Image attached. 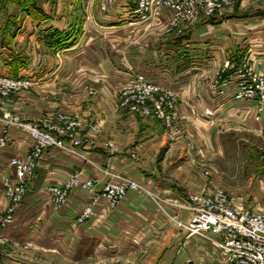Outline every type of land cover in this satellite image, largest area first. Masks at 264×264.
I'll use <instances>...</instances> for the list:
<instances>
[{
	"label": "crops",
	"instance_id": "crops-1",
	"mask_svg": "<svg viewBox=\"0 0 264 264\" xmlns=\"http://www.w3.org/2000/svg\"><path fill=\"white\" fill-rule=\"evenodd\" d=\"M105 1L37 0L47 19L20 17L13 46L0 44V74L11 75L10 61L19 55L25 61L17 75L28 74L33 80L30 90L5 98L8 111L33 123L53 120L59 112L79 113L86 123L97 126L96 131H82L90 143L86 152L92 162L55 146L44 150L26 182L14 222L2 231L9 243L0 246V264H224L209 241L187 236L145 193L129 191L115 208L108 207L100 196L107 178L98 167L107 166L177 203L207 189L211 182L202 171H211L212 176L214 169L205 163L194 165L190 158L165 157L156 162L154 157L163 146L168 153L194 149L213 156L221 152L225 139L264 152V104L258 111L256 101L232 97L233 69L241 60L248 58L264 72V14L254 11L264 10V0H236L221 15L201 17L178 33L158 35L155 30L163 29L169 20L167 11L134 24L137 0H111L101 9ZM77 25L81 33L67 47L51 50L44 45V30L70 32ZM225 61L230 68L224 75L232 84L220 94L211 82ZM132 73L174 93L177 117L172 126L156 117L118 110L114 93ZM9 132L11 143L0 149V210L5 206L2 178H14L8 160L24 156L30 145L18 127ZM135 146H139L137 155L131 157L129 151ZM75 170L82 179L94 178L93 187L73 189L65 205L53 210L47 187ZM260 182L264 184V171ZM93 197L97 198L93 214L76 222ZM166 209L177 217L187 216L175 205Z\"/></svg>",
	"mask_w": 264,
	"mask_h": 264
},
{
	"label": "built area",
	"instance_id": "built-area-1",
	"mask_svg": "<svg viewBox=\"0 0 264 264\" xmlns=\"http://www.w3.org/2000/svg\"><path fill=\"white\" fill-rule=\"evenodd\" d=\"M111 2V0H108ZM234 0H137L133 9L135 17L132 23L151 21L163 10L167 11L172 26L192 22L201 17L220 15ZM101 9L106 8L102 3ZM170 29V28H169ZM168 29V30H169ZM230 68V62L225 61L221 71L216 73L211 87L217 93H224L232 84L229 77L224 75ZM236 80L233 82L235 91L233 99L237 101L253 100L260 111L264 104V72L256 70L248 60L233 70ZM33 84V80L25 75L12 77L0 75V148L12 141L10 128L18 127L24 131L30 145L24 156L15 155L9 158L8 165L14 178H2L3 197L5 206L0 210V244H8L9 240L2 231L10 226L15 219V212L22 203L26 193V182L31 178L43 151L55 146L69 153H76V147L81 145L82 139L77 137L76 129L81 126V120L76 117L60 113L57 120H43L33 123L20 119L16 114L8 111L2 104V99L13 91ZM123 94L124 103H128L132 111L143 116L160 118L165 125L171 126L176 120V96L170 91H164L150 83L144 75L132 73L128 75ZM209 114L210 111L205 109ZM90 130H95L96 123L90 124ZM108 148L113 147L111 141L106 142ZM139 146L129 151L131 157L137 155ZM85 158V157H84ZM209 175L208 170L203 171ZM113 178L103 183L100 196L110 208H115L130 190L145 193L154 201L157 208L165 216L181 227L187 236H197L209 241L220 253L224 264H264V209L253 210L244 208L234 202L233 198L214 184L200 192L188 194L177 203L165 199L149 191L142 183L129 177L113 174ZM94 178L82 179L80 171L69 173L60 183L47 187L50 206L61 208L67 201L69 193L79 188L90 190ZM96 197L91 198L76 218L81 223L92 214ZM166 205H175L179 210L187 213L186 218L170 214ZM27 247V246H24ZM183 264H195L187 261Z\"/></svg>",
	"mask_w": 264,
	"mask_h": 264
},
{
	"label": "rangeland",
	"instance_id": "rangeland-1",
	"mask_svg": "<svg viewBox=\"0 0 264 264\" xmlns=\"http://www.w3.org/2000/svg\"><path fill=\"white\" fill-rule=\"evenodd\" d=\"M1 1L2 0H0V20H1L0 21V31H1V28L3 27V24H4L5 15L13 14L14 16H17V18H15V19L17 20L18 23H19L18 20L20 19V17H23V16L25 17L23 12H21L20 6L18 5V3L15 0H10L11 2L6 6V9H4V8L1 9V5H2ZM235 1L236 0H234V2ZM33 2L36 4V6H38L37 0H33ZM234 2H233V4H234ZM105 3L107 5L109 3V1L106 0ZM101 4H100V6H101ZM233 4H231L228 7H231ZM228 7H226L225 9H227ZM39 9H41V8L39 7ZM223 11L221 12V14L223 13ZM254 11L256 12V14H259V13L261 14V12H263V14H264V10H262V9H256ZM189 23H191V22L184 23V24L177 25V26H172L170 24V19H169L168 22L165 23L163 29L155 30L156 35H158V33H161V32H164L166 34L167 33H171V34L178 33L185 25H187ZM77 26H78V28L76 29L77 33H76V36L74 38L75 40H77L78 36L81 33V30H80L81 25H77ZM160 35H162V34H160ZM42 40H43L44 45L46 47L50 48L49 46H47V44L45 43L43 38H42ZM12 42L14 43V40ZM11 46H13V45H11ZM51 50H54V49H51ZM9 51H10V49H9ZM247 60H248V58H246L244 61H247ZM248 62L253 67V69H256V70L259 69V68H256L251 61L248 60ZM242 63H243V61L241 60V62L237 66L241 65ZM237 66H234V69ZM0 75H8V76H12V77L19 76V75L13 76L10 74H0ZM23 75L29 77L28 74H23ZM125 85H126V82L122 86H120L116 90V92L114 93L116 107L118 108V110H121V111H123L129 115H136V116L138 115V116L145 118L146 116H143V115L139 114L138 112L132 111L130 109V106L128 105V103H124L125 96H127V94L126 95L123 94V91L125 90V87H126ZM32 86H33V84L30 86H27L25 88H20L19 90L10 92L5 96V98H8L10 95L16 94L20 91L30 90L32 88ZM87 91L89 94L94 93V90L90 89V88H87ZM5 98L2 99L1 105H3L6 109V106L4 104ZM6 110H8V109H6ZM58 114H60V112ZM65 114L76 117V119L81 120L82 124L79 128L76 129V133L78 134L77 137L82 139L83 142L81 143V145L76 147L77 154L76 153H69V152L64 151L61 148L60 149L62 151H64L65 153H68V154L73 155L75 157L84 159L85 161L92 162L88 158V154L86 152V146L90 143L84 137L83 132H82V131H84L83 129H86V128L89 129L88 126L90 124L86 123L84 121V118L81 117V115L79 113H73V114L65 113ZM57 115H55V118L53 120H50V121L55 122L57 120ZM158 119H160V118H158ZM47 120H49V119H47ZM91 124H93V123H91ZM172 125H173V123H172ZM96 130H97V126H96L95 130H91V131H96ZM222 141H223V147H222L221 152L218 153V155L214 153L213 156H209L210 152H208V151L199 154L194 149L189 150L187 153H181V154H180V152L168 153V151H167L168 148L166 146H163L156 153L154 160L156 162H159V161H162L166 157L167 159L180 160L181 161V160H184L185 158H190L194 161V165L196 164L197 166H199V164L197 162L205 163L214 169V172H212L213 173L212 176H211V173L209 175H206L203 172L204 170L202 171L203 175L208 177L207 183L211 182L210 184H214V185L218 186L220 189L224 190L230 196L238 198V201H237L238 203L237 202L236 203L239 204L241 207L249 208V209H253V210H263L264 209V184L260 182V178H261V175L264 171V152H260V150H258L257 148H254V146H251L250 148H248V147L246 148V146L245 145L243 146L241 143L238 146H235L234 144L228 143L225 139H222ZM186 142L188 144H190V143L193 144V142L188 141V140ZM194 144H195V142H194ZM207 149L209 150V147H207ZM43 153H44V151H43ZM98 168L101 170V172L107 178L106 181L109 180L110 178L112 179L113 174H120L117 171H114L113 169H111L107 166H102V167L100 166ZM75 171H77V170H75ZM209 172H211V171H209ZM120 175H122V173ZM130 191H133V190H130ZM253 192H261V193H259L258 195H255V193H253ZM185 197H187V196H185ZM234 202H235V200H234ZM155 206H156V204H155ZM52 209L58 210V209H54V208H52ZM2 245L4 246L6 244H0V246H2ZM23 248L27 249V247H23Z\"/></svg>",
	"mask_w": 264,
	"mask_h": 264
},
{
	"label": "trees",
	"instance_id": "trees-1",
	"mask_svg": "<svg viewBox=\"0 0 264 264\" xmlns=\"http://www.w3.org/2000/svg\"><path fill=\"white\" fill-rule=\"evenodd\" d=\"M20 6L21 12L25 16H31L37 20L43 21L47 19V16L39 9L38 6L33 2V0H15ZM1 9H6V6L11 2L10 0H2ZM17 16L13 14L5 15L4 24L0 31V44L2 46H10L16 32L19 29V24L15 19ZM76 30L70 32H62L56 28H48L42 32V38L44 39L47 46L51 49L58 50L60 48L67 47L69 44L75 41ZM10 49V48H9ZM11 50V49H10ZM25 60L19 56L15 55L10 61L12 73L11 75L16 76L17 72L20 70Z\"/></svg>",
	"mask_w": 264,
	"mask_h": 264
}]
</instances>
